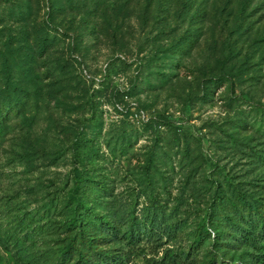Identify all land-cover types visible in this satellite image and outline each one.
Returning <instances> with one entry per match:
<instances>
[{
  "label": "rangeland",
  "instance_id": "1",
  "mask_svg": "<svg viewBox=\"0 0 264 264\" xmlns=\"http://www.w3.org/2000/svg\"><path fill=\"white\" fill-rule=\"evenodd\" d=\"M67 1L0 0V264H76V167L105 264H263L264 0Z\"/></svg>",
  "mask_w": 264,
  "mask_h": 264
},
{
  "label": "trees",
  "instance_id": "2",
  "mask_svg": "<svg viewBox=\"0 0 264 264\" xmlns=\"http://www.w3.org/2000/svg\"><path fill=\"white\" fill-rule=\"evenodd\" d=\"M57 1L62 2L63 0ZM67 2H70V0ZM19 11L20 12L17 14V16H22L21 7ZM11 40V35L6 38V41L3 43L5 49L10 46L9 43L11 42ZM23 40L25 39L19 38L18 41L23 42ZM44 44H46V40L43 41L42 39H39L40 50H42ZM19 66V70L21 72V70H23V67L22 65ZM7 72L11 74L10 70ZM16 88L17 87H15L14 90H4V92L0 91L1 115L6 109L9 111L13 106L19 108L17 104L23 103L22 98L18 96V94L20 95V93L19 91H16ZM12 94L17 97H10L9 95ZM84 144V148H87V142H84ZM90 151L92 150L90 149ZM75 171L76 172L73 177L74 186L68 194H71V196L74 197L76 201L75 205L69 209V214L64 216V221L67 222V228H70V231L72 232V241L67 244L66 249H63L65 251H62V254L71 255L72 253H75L74 255H76V264H105V262L108 263L109 255L106 253V251H102V248H100L101 245L105 243V237L100 235L93 236L91 235V233L87 232L88 226L91 224L90 219L92 217L96 218V221H93L95 223L92 224H97L101 228L109 226L108 221L105 220V217L101 213H95L96 209L94 207L97 204L99 205L102 200H104L101 197V193L102 191H104L106 185L104 184V180L102 179H97V182H92L91 185H89L88 181L92 179H88L90 177L87 176H82L81 171L77 167L75 168ZM85 185L86 188H88V186L92 188L91 191H88V194L84 189ZM89 194H92L91 197ZM237 195L240 197L242 202V206L237 209V212L239 219H241L243 223V225L237 227V229L239 230L238 233L243 237V240L245 242L248 241L251 245L258 247L259 250H262L260 252L258 251L257 254L264 255V210L261 207H258V205L255 204L253 201H248L245 198L244 194H241L240 191L237 192ZM110 226L112 227V225ZM92 246L93 250L87 251ZM94 246L98 248H94ZM84 247L87 248L83 250ZM114 254L115 255H113V261L122 263L120 254ZM254 256L255 258H257L256 255ZM258 259L261 263L264 264V256ZM152 263H155V260H153Z\"/></svg>",
  "mask_w": 264,
  "mask_h": 264
}]
</instances>
